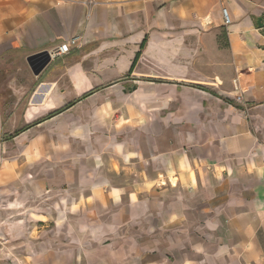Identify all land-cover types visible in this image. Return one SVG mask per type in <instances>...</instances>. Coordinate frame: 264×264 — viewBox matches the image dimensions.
Returning <instances> with one entry per match:
<instances>
[{"label": "crops", "instance_id": "obj_1", "mask_svg": "<svg viewBox=\"0 0 264 264\" xmlns=\"http://www.w3.org/2000/svg\"><path fill=\"white\" fill-rule=\"evenodd\" d=\"M196 1L210 2L205 15L209 13L222 22L219 0H56L51 3L52 13L44 15L52 28V35H48L42 34L41 26L27 24L29 10V17L34 21L43 17L42 0H38L29 6L24 1L19 3L18 29L2 25L0 42L4 44L5 51H0V57L12 50L26 52L30 56L55 48L72 36H78L79 43L66 56L51 60L49 66L35 76L36 80L43 77L42 89L45 90L41 95L38 90L29 98L22 118L27 128L6 134L2 129L0 110V166L7 160H16L19 168L29 165L39 168L43 162V134L31 124L49 113L64 109L50 119L47 134L54 141V151L67 155L83 149L86 161H92L91 158L95 161L92 166L87 162L85 167H79L76 175L67 178V184L77 182L80 186L100 188L98 193L81 196L82 204L74 205L67 212L70 219L78 220L72 225L68 222L66 234L68 237L76 234V238L85 239L74 241L66 250L50 258L39 252L42 215L36 207L20 215L23 228L14 242L19 241L24 248L27 264H264V194L247 198L243 192H235V182L245 181V161L234 162L238 176L228 177L231 192L221 206L218 184L209 179L200 184L196 174H188L186 179L179 175L172 179L167 175L166 182L164 180L154 186L160 181L159 177H165L169 171V157L159 155L181 152L168 146L164 149L158 143H168L173 138L178 148L185 143L187 135L182 124L184 115L180 113L182 106L174 99L194 100L190 87L180 89L176 84L165 82L186 80L183 78L185 66L179 65L178 69L171 70L170 59L191 57L195 53L197 64L204 58L213 64L220 54L230 51L233 58L243 65L248 55L240 41L248 47L255 45L252 32L256 29L248 11L254 10L257 18L262 17L253 7L256 2L226 0L224 6L233 18L229 25L235 23V28H228V47L220 50L216 35L203 37L196 29L188 27L194 24L191 18L196 11L191 6ZM173 10L178 11L177 21L172 19ZM58 21L64 23L62 28ZM12 35L17 40H12ZM188 37L195 41L194 48L187 45ZM145 39L146 45L142 49ZM205 40L208 46L201 50ZM138 53L139 58L130 73ZM76 54L77 58L71 60L70 57H76ZM253 64L259 66L262 63ZM256 69V72L263 73L262 68ZM127 73L137 84L147 83L157 90H167L164 92L167 97L162 101H156L155 96L160 94L157 93L148 98V105L167 106L175 102L177 111L168 112L165 116L150 115L141 130L133 132L131 137L119 131L117 135H110L111 138L100 131L94 132V129H108L110 123L123 118L121 113L106 114L105 108L127 106L124 99L107 97L109 87L119 86V81ZM258 81H264V76L260 75ZM212 84L220 87L224 81L220 85L215 78ZM185 89L188 93L182 95ZM47 100H51L50 105L46 104ZM131 105L133 108V103ZM132 113L130 118L139 122ZM126 114L127 119L129 115ZM102 123L105 127L101 126ZM79 129L81 133L77 137ZM242 136L251 142L250 132H244ZM226 149L229 151V146ZM230 149L236 150L237 154H245L253 146H232ZM258 149L260 154H264L263 148ZM113 153L120 154L119 159L125 163L131 161V155H152L147 158L148 166L143 167L144 177L137 178V182L131 185L135 189H128L117 182L104 169V157ZM262 180L264 183V178L259 176L258 181ZM30 182L37 184L36 179ZM167 182L171 185L164 188L163 184L167 185ZM143 186L151 188L144 189ZM246 187L243 186L244 192ZM1 197L5 199L6 195ZM66 200L80 202L78 196H67ZM22 201H27L25 196ZM2 229L0 240L4 249L11 244L15 231L7 233L4 226Z\"/></svg>", "mask_w": 264, "mask_h": 264}, {"label": "rangeland", "instance_id": "obj_2", "mask_svg": "<svg viewBox=\"0 0 264 264\" xmlns=\"http://www.w3.org/2000/svg\"><path fill=\"white\" fill-rule=\"evenodd\" d=\"M23 1L29 6L38 0H0V29L2 25L6 27L11 26L14 30L18 29V7L19 3ZM84 1L89 2V0ZM225 1L219 0L218 7L220 11H223L225 7ZM238 1L246 3L256 2V5L253 7H256L260 15L264 17V0ZM55 2L56 0H42L43 17L38 21H34V18L29 17L31 11L29 10L27 24L32 27L41 26L43 29L42 34L52 35V28L44 15L52 13L50 10L51 3ZM209 3L205 1L192 3L191 7L196 11V14L191 18L194 24L188 27L196 29V32L203 37L216 35L218 37V49L224 50L228 47V28L229 30H234L235 27L233 25L235 23L229 25L224 22V19L220 22L209 13L205 15ZM32 12L34 11L32 10ZM248 12L253 21V28L257 31L252 32L255 39L254 46L248 47L240 41L241 47L246 49L248 55L245 59L246 63L243 65L233 58L230 51L226 54H220L213 64L208 61V58L199 59L201 63L197 64V59L194 57L195 53L191 57L180 58L176 56L170 59L171 70L178 69L179 65L185 66L186 74L183 78L186 80H182L181 82L165 80V82L176 84V87L180 89L190 87L193 89L191 97L194 100L191 101L189 98H185L183 101V99L178 97L174 99L176 103L182 106L180 113L184 115L182 124L183 129L187 131V135L185 143L182 146H178V148L175 147L177 146V141L173 138L168 143L164 141L158 143L160 146H164V149L168 146L171 150L176 149V151L180 150L181 152L172 153L171 155L168 153L159 155L160 157H169V171L165 174V177H159L160 181L154 184L155 187H157V183L160 184L164 180L166 182L167 175H170L172 179L177 175L181 176L182 179H186L188 174H196L198 175L200 184L203 183V180L208 179L218 184V198L219 205L221 206L225 203L224 201L231 189L230 184L227 182L228 177L238 176L236 171L237 165H234V162L237 163V161L243 160L247 163L243 176L245 181L235 182V192H243L247 198L257 197L259 193L261 195L264 194L263 180L258 181L259 176L264 178V154L258 152V148H263L264 150V81H258L260 75L264 76V30L257 26V16L253 14L254 10ZM53 13L56 12L53 10ZM173 13L174 17L172 19L173 21H177L179 19L178 11L173 10ZM58 25L62 28L64 23L58 21ZM176 28L178 27L175 26ZM243 36L242 39L244 38ZM11 39L15 40L16 37L12 35ZM0 41H2V38H0ZM186 43L191 48L195 47V41L190 37L186 39ZM207 46L208 43L205 40L201 50L207 48ZM57 47L47 50L51 54L52 60H57V58L69 54L53 57L52 53L57 50ZM4 49V44L0 42V51ZM77 56L78 54H76V57H70V59H76ZM253 62L258 64L261 62L262 64L255 66ZM256 67L262 68L263 73L256 72ZM250 68H254L255 71ZM148 71L145 70V72ZM124 75V79L119 81V86L116 84L109 87L110 92H108L107 97L124 99L127 106H114L109 107L107 110L105 108L106 114L114 115L115 113H121L123 118L119 117L118 121L110 123L108 129L93 128L94 132L100 131L101 134L105 133L108 137L110 135H117L119 132H125V136L131 137L133 132L141 130V126L146 123L150 115L159 114L165 116L168 112L175 113L177 111V104L175 102L167 106L148 105V98L157 93L160 94L155 96L156 101H162L167 97L164 93L167 90H157L155 86L147 83L137 84L136 80L131 78V74L127 73ZM35 76L28 63V53L12 50L0 57L1 123L2 129L6 134H14L27 128V124H25L22 118L30 102L29 98L35 92H38V90H40V95L45 90L42 89L41 79L43 77L36 80ZM216 76H220L224 81V84L220 87L212 84ZM143 79L146 80L148 78ZM139 86V90L135 89ZM187 93L188 90L185 89L182 95H186ZM50 102L51 100H47L46 104L50 105ZM149 108L152 109L153 114H150ZM132 111L133 116L135 118L138 117L139 122H136L134 118H130ZM126 113L129 115L127 119ZM49 114L43 116L40 120L48 117ZM136 114L137 116H135ZM51 118L37 124H35L36 122L31 124L33 125L32 127L37 128L43 134V162L39 168L34 169V166L31 165L26 168H19L16 160H7L0 166V237L2 236L3 226L6 228L5 231L7 233L15 231L12 235L11 244L7 245L4 249L0 240V264H27V259L25 260L24 258V248H21L19 241L14 242V240L19 237V231L23 228V226H20V223H23V217H20V215L33 211L35 207L43 219L42 227L39 228L41 230L40 236L42 242L39 252L42 253L43 257L50 258L56 253L66 250L74 241L85 239H82V237L76 238L78 236L76 234L68 237L65 227L68 225V222L72 225L78 219H70L67 212L71 211L74 205L76 207V204H82L81 196L92 192L98 193L100 188L80 186L77 182L69 185L67 184V178L73 174L76 175L79 167H85L87 162L89 166H92L95 161L93 158H91L92 161H86L87 156L84 155L83 149L67 155L57 154L54 151V141L47 134L50 130ZM101 126L105 127V124L102 123ZM81 128L82 124H80ZM80 129L76 132L77 137L80 136ZM244 132H250V136L252 137L251 142L249 139L243 138L242 134ZM73 143L76 144V142ZM227 146H229V151L226 149ZM232 146L235 148L253 146V149L245 154H237L236 150L232 151L230 149ZM119 155L118 153L107 154L104 157V169L114 176L117 182L126 185L128 189H135L136 187H132L131 185L137 182V178L141 179V177H144V174H142L143 167L145 168V165L148 166L150 162L147 161V158L152 155H131V161L127 163L119 159ZM57 157L59 158L57 159ZM95 159L96 161L98 160L97 158ZM149 165L153 167L152 164ZM231 165L233 170H231ZM259 168L261 169L260 174ZM34 179L37 180V184L30 182ZM173 181L175 182L176 180ZM167 183V185L163 184L164 188L170 187L169 185L171 184ZM243 186H247L245 192ZM142 188L149 189L151 187L143 186ZM167 193L174 194L173 191H168ZM3 194L6 195L5 199L1 197ZM24 196L27 199L25 203L22 201ZM67 196H78L80 202H67ZM25 205L27 207L24 209ZM75 215L78 218V214ZM32 250L34 249L32 248ZM45 264L49 263L45 262Z\"/></svg>", "mask_w": 264, "mask_h": 264}, {"label": "water", "instance_id": "obj_3", "mask_svg": "<svg viewBox=\"0 0 264 264\" xmlns=\"http://www.w3.org/2000/svg\"><path fill=\"white\" fill-rule=\"evenodd\" d=\"M263 17L259 16L256 20V24L259 28H264V23L262 22ZM52 57L49 51H41L36 54L28 56V63L34 73V75H39L46 66L51 62ZM136 87L135 89H137Z\"/></svg>", "mask_w": 264, "mask_h": 264}, {"label": "built area", "instance_id": "obj_4", "mask_svg": "<svg viewBox=\"0 0 264 264\" xmlns=\"http://www.w3.org/2000/svg\"><path fill=\"white\" fill-rule=\"evenodd\" d=\"M225 11V16L223 17L224 22L226 24H229L232 21L231 15L228 11V9L226 7L223 8ZM79 43V37L78 36H72L68 39H66V41L64 43H62L61 45H59L57 47V50L54 51L55 56H61L67 53H70L72 51V49Z\"/></svg>", "mask_w": 264, "mask_h": 264}, {"label": "trees", "instance_id": "obj_5", "mask_svg": "<svg viewBox=\"0 0 264 264\" xmlns=\"http://www.w3.org/2000/svg\"><path fill=\"white\" fill-rule=\"evenodd\" d=\"M146 41H147V39H145V40L143 41V43H142V45H141V48H142V49L145 47V45H146ZM139 55H140L139 53L136 55V57H135V59H134V61H133L132 67H131V69H130V73H131L132 69L134 68V66L136 65V62H137V60H138V58H139ZM63 110H64V109H60V110H58V111H55V112L49 114L48 117H45L44 119H42V120L36 122L35 124L40 123V122H43L44 120L49 119V118H51V117H53V116H55V115H57V114L63 112ZM31 126H33V125H31Z\"/></svg>", "mask_w": 264, "mask_h": 264}, {"label": "bare ground", "instance_id": "obj_6", "mask_svg": "<svg viewBox=\"0 0 264 264\" xmlns=\"http://www.w3.org/2000/svg\"><path fill=\"white\" fill-rule=\"evenodd\" d=\"M241 7V6H240ZM225 16V11H224V9H223V17ZM231 18H232V16H231ZM233 19V18H232ZM233 21H231L229 24H231ZM255 31H257V30H255ZM252 39H253V37H251L250 38V40L252 41ZM237 42L239 43V40L237 39ZM55 55V53H54V51H53V53H52V56H54ZM251 70H254L255 71V69L254 68H250ZM156 75V74H155ZM216 80H217V82L220 84V85H222L223 84V80L220 78V77H216ZM243 86V85H242ZM247 88V87H246ZM145 95V94H144ZM149 112H150V114H153V112H152V109L151 108H149Z\"/></svg>", "mask_w": 264, "mask_h": 264}, {"label": "flooded vegetation", "instance_id": "obj_7", "mask_svg": "<svg viewBox=\"0 0 264 264\" xmlns=\"http://www.w3.org/2000/svg\"><path fill=\"white\" fill-rule=\"evenodd\" d=\"M262 22L264 23V17H263V20H262ZM263 30H264V28H263Z\"/></svg>", "mask_w": 264, "mask_h": 264}]
</instances>
